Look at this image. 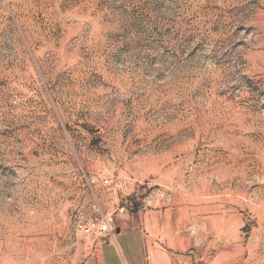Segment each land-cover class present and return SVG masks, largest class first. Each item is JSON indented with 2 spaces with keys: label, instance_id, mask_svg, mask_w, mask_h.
I'll use <instances>...</instances> for the list:
<instances>
[{
  "label": "rangeland",
  "instance_id": "1",
  "mask_svg": "<svg viewBox=\"0 0 264 264\" xmlns=\"http://www.w3.org/2000/svg\"><path fill=\"white\" fill-rule=\"evenodd\" d=\"M107 174L184 264H264V0H0V264H77Z\"/></svg>",
  "mask_w": 264,
  "mask_h": 264
},
{
  "label": "crops",
  "instance_id": "2",
  "mask_svg": "<svg viewBox=\"0 0 264 264\" xmlns=\"http://www.w3.org/2000/svg\"><path fill=\"white\" fill-rule=\"evenodd\" d=\"M139 215L119 216L116 234L107 240L89 238L77 249V264H184L172 234H162L166 221ZM175 243V242H174Z\"/></svg>",
  "mask_w": 264,
  "mask_h": 264
},
{
  "label": "built area",
  "instance_id": "3",
  "mask_svg": "<svg viewBox=\"0 0 264 264\" xmlns=\"http://www.w3.org/2000/svg\"><path fill=\"white\" fill-rule=\"evenodd\" d=\"M88 185L93 192V200L88 209L78 208L70 217L72 233L82 242L89 238L107 240L116 234L117 217L125 214L131 203L124 195L129 182L119 174H107L100 179L90 177ZM98 185L112 196L109 207L99 196Z\"/></svg>",
  "mask_w": 264,
  "mask_h": 264
}]
</instances>
